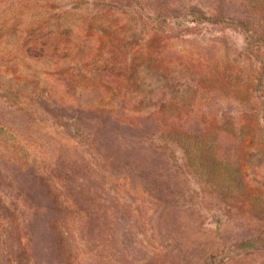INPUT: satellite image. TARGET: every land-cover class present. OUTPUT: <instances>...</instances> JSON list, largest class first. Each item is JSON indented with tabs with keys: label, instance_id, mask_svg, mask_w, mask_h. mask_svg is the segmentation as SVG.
<instances>
[{
	"label": "rangeland",
	"instance_id": "rangeland-1",
	"mask_svg": "<svg viewBox=\"0 0 264 264\" xmlns=\"http://www.w3.org/2000/svg\"><path fill=\"white\" fill-rule=\"evenodd\" d=\"M0 264H264V0H0Z\"/></svg>",
	"mask_w": 264,
	"mask_h": 264
}]
</instances>
